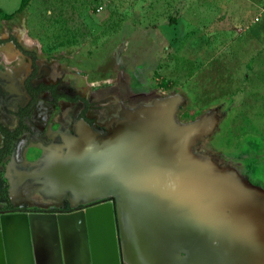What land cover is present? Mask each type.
<instances>
[{"label": "rangeland", "instance_id": "374dc122", "mask_svg": "<svg viewBox=\"0 0 264 264\" xmlns=\"http://www.w3.org/2000/svg\"><path fill=\"white\" fill-rule=\"evenodd\" d=\"M253 1L241 0L238 13L242 21L230 28H214L217 20L224 18L223 7L216 9L205 4L195 10L192 0H26L24 12L11 21L8 29L20 34L18 29L25 27L39 41L37 51L41 49L49 57L48 63L53 64L50 77L57 79V92L83 96L88 101V115L94 121H106L112 115V106H120L117 127L128 111H139L171 97L180 100L174 114L179 124L190 123L213 110L214 104L221 103L215 102L214 97L232 104L231 109L217 108L221 116L217 132L195 145L194 152L227 171L241 169L258 184L255 186L264 189V0ZM5 5L0 6L3 13L12 12L19 0H8ZM215 51L233 53L243 68L209 69L208 57ZM222 63L220 60L219 64ZM242 69L248 74L247 79ZM40 77L53 81L46 72ZM9 78L6 81L14 91L5 98L4 89L0 94V121L4 126L15 119L14 112L28 101L20 79ZM150 98L151 103L145 102ZM39 100L45 105L43 115H47L46 120H39L43 131L59 109H54L46 96ZM69 113L63 115H72V110ZM102 129L88 130L82 147L92 156L103 155L98 166L107 167L113 159L110 157L126 150L120 144L128 140L117 137L111 129ZM25 137L39 141L35 136ZM136 149L143 147L133 150ZM59 164L51 162L49 170H58ZM104 173L103 179L98 178L101 187H96L91 174L89 181L83 183L85 186H71V190L78 193L79 188L88 189V194L83 192L86 200L101 196L105 188L115 185L111 172ZM64 174L65 180L81 175L74 168H67ZM75 180H71L72 185ZM108 195L105 192L103 198L92 201L109 198Z\"/></svg>", "mask_w": 264, "mask_h": 264}, {"label": "water", "instance_id": "95a60500", "mask_svg": "<svg viewBox=\"0 0 264 264\" xmlns=\"http://www.w3.org/2000/svg\"><path fill=\"white\" fill-rule=\"evenodd\" d=\"M179 104L171 97L125 114L113 130L128 140L120 144L122 154L110 157L117 166L115 185L75 204H89L106 192L102 203L71 213L2 214L0 264H38L37 225L45 233L44 264H131L129 245L139 264H264V189L196 154L195 145L214 129L211 111L179 124L174 117ZM139 146L143 150H133ZM235 178L244 192L230 210L224 191ZM97 216L104 262L97 249ZM67 229L74 231L73 257Z\"/></svg>", "mask_w": 264, "mask_h": 264}, {"label": "crops", "instance_id": "0c3cea01", "mask_svg": "<svg viewBox=\"0 0 264 264\" xmlns=\"http://www.w3.org/2000/svg\"><path fill=\"white\" fill-rule=\"evenodd\" d=\"M7 1L8 0H0V6L5 7L6 6L5 3H7ZM10 1L13 2V0ZM244 1L252 2L253 0H244ZM21 2L22 0H19V6L12 12L3 13L2 10L3 8H0V27L2 26V28H0V94L1 92H3L2 89L5 90V94L6 92L14 91L13 85L9 84L6 81L9 78V76L16 78L15 81H17L18 79H20L21 81L24 78V75H27L31 70V59L29 57L23 56L20 53V51L17 49V47L14 45L13 41H11V39L16 40V42L19 43V45L21 44L22 48H24L27 51L36 52L37 55L41 54L42 52L41 49L40 51H37L38 47L36 43L39 44V41H37L33 36L29 35V32L25 27L24 30L23 29L21 30L20 28L18 29L20 34H16L15 32L11 33L8 29V25L10 23L11 24L13 23L11 22L13 19L6 21L1 18L2 13L10 14L17 11V9L21 5ZM240 3L241 0H208L207 2L205 0H192V4L193 6H195V10L196 9L200 10V8L205 4L208 7L215 6L216 9H218L219 7H223V9L221 8V10H223L224 12L223 13L224 18L217 20L218 24H215L214 28H219V27L222 28L227 26L230 28L231 26H233V24L242 21L240 18L241 14L238 13L240 8L239 6ZM253 4L256 5L254 1ZM211 43H216V42L211 41ZM228 43H231V41ZM40 59L41 57L39 56V63H41L42 65H44L45 62H47ZM208 59H209V69L213 68L215 71L217 66H222L224 70L230 69L232 71L235 69L241 70V68H243V65L241 63L239 64L240 60L233 53L215 51L213 53L211 52ZM220 60H223L224 63L219 64ZM46 66H50V64H48L47 62ZM2 68L5 71L2 70ZM242 72L246 77L245 79H247L248 74L244 71V69H242ZM51 77L54 80V76ZM51 77L49 76V79ZM214 77H216V74L214 75ZM217 97H214L215 98L214 101L215 102L217 101V103L218 102L221 103L218 105L214 104V106H212L213 110H209L211 111L210 117L214 122V129L209 136H212L217 132L218 125L220 124L221 116L217 108L219 107L229 108V109L233 108L232 104L228 105L226 104L225 101L217 100L216 99ZM42 103L38 101L35 102L32 105L30 114L37 112L36 109L39 107L45 108V105H43ZM55 106L56 108L59 109V111L57 112H61L62 114H66V115L67 114L69 115L70 110L73 111L75 107L72 104L69 105V103H64V105H56V104L52 105L54 109ZM68 106H71V108ZM1 115L2 112L0 111V117ZM27 118L28 119L26 121V124L27 126H29V128H31V130H33L35 128V125H37V123L33 122L31 116ZM52 119L55 120L56 122H53ZM52 119L49 121L50 126L48 132L49 134L54 133V136L56 137L59 132L65 130L67 124H65L63 128H60L59 125L57 124V119H58L57 114H55ZM66 119H69V122L66 120L68 124L72 122L71 115L66 116ZM43 120L45 119H41V121ZM40 124L43 125L42 122H40ZM11 125H16V119L13 120L11 119L9 121V124H6L5 126L7 128H12L13 126ZM33 136L34 135L32 134L29 136V138ZM63 136L64 139L67 140L73 138L74 137L73 130L70 128L67 129L65 132H63ZM35 137L39 141L34 142L32 141V139L27 140V137L21 136V138H19L20 140L19 141L17 140L13 147V150L15 151L13 157L6 158L4 161L1 171L7 183L8 203L18 208L19 207H23V208L59 207L65 202L71 204L72 182L70 180V177L68 178V180H65L64 179L65 174L61 170H57L56 168L52 169L54 171L53 174V171L51 169L49 170L50 163L53 161L63 162L66 159V157H71V160H74L78 155V153L83 155L85 154L84 152H87L86 155H92V154L89 151L80 150L83 148L80 143L76 144L74 146V149L72 148V146L66 148L65 146L56 145L50 147L49 150L44 151L41 150V148L36 145L37 143L42 144L40 139L42 137H45L44 131L41 133V135L39 136L36 135ZM28 141L30 142V144L27 143ZM95 155H96V162L98 161L102 162V160L104 159L103 156L98 157V155L100 154H95ZM95 167H96V171H99L100 169L104 170L103 168H101L103 167L102 164L100 167L98 165H96ZM77 180L78 178L75 180V183ZM43 232L44 230L40 229L37 231L36 234L38 236L37 238L38 252H39L38 256L40 258L38 259L39 261L38 264H44L43 263L44 261L42 259H44L45 233Z\"/></svg>", "mask_w": 264, "mask_h": 264}, {"label": "flooded vegetation", "instance_id": "af4514ba", "mask_svg": "<svg viewBox=\"0 0 264 264\" xmlns=\"http://www.w3.org/2000/svg\"><path fill=\"white\" fill-rule=\"evenodd\" d=\"M19 47H20V49L19 48H17V49L20 51V53L23 56L29 57L31 59V70L28 73V75L21 80V86H20L22 88V91H23L25 97L28 98V101H26L27 103H26L25 106H23V107L20 106L17 109V111L14 112V117L16 119V125L14 127L7 128L6 126H4L1 123V121H0V126L5 128V129H7L8 131L16 130L19 127L20 121L22 119L20 117L23 116L22 112H21L22 109H25L28 106L29 107H28L27 112L24 113L25 115H24V117L22 119V121H23L22 124L26 126V130L21 131L20 134L18 136H16V138L14 139V141L12 143L11 151L5 157V159L9 158V157L10 158L13 157L14 152H15L13 150V147L15 145V142L17 140L18 141L20 140L19 138H21V136L24 137V136L28 135V137H29L32 134L34 136H36V135L39 136L44 131L45 137H42L40 139L42 144L41 143H37L36 144L38 147L41 148V150H44V151L45 150H49L50 147L56 146V145L65 146L66 148H68L69 146H72V148L74 149V146L76 144L80 143L81 145H83V144L86 143L85 139L87 138V136L89 134L88 130H91V132H94V128H96V130L100 129V128H103L102 129L103 131L104 130L108 131L109 129H111V130L115 129L114 127L117 124V122L119 121V117H120V114H119V111L117 110V108H119L120 106H118V107H115L114 105L112 106V108H113L111 110L112 115L107 116L108 119L106 121L103 120L102 118L99 119L102 122H100V121L98 122V118H96V120L94 121V117H89V115H88V112H89V110H88V107H89L88 106V101L83 96L79 95L78 93H75L74 95H70L68 93H58L57 92V88H58L57 79H54L53 81L45 79V78L42 79V80L40 79L41 78L40 76L43 75L45 72H46V76H50L51 75V73H50L51 70H52L51 66H53V64H50V66H46V64H47V62L49 60V57L44 56L43 52H41V54L37 55L36 52H31V51L25 50L24 48H22L21 45H19ZM26 53H30V54H26ZM39 56L41 57L42 60L47 61V62L44 63V65L39 63ZM33 57H34V60H33ZM34 66L36 68L35 74H34V76L32 78H30V76H31V74L33 73V70H34ZM27 81H28V85L30 87V91H28L27 87H26ZM2 93L3 92H1V94ZM8 93L9 92H6V94L3 97L5 98V97L9 96ZM33 96H34V98H33ZM45 96L47 98H50V100L52 101L51 105H54V104L63 105L64 103H69V105L72 104L73 106H75L73 111H72L73 112V114L71 115L72 122L70 124H68V122L66 121V116L65 115H63L61 112H59V114H57V116H58L57 124L59 125V127L63 128V126L65 124H67V125L65 127V130L59 132L56 137L54 136V133L49 134V132H48L50 124H48L46 126L45 130L42 129L43 131H41V129H40L42 125L40 124L39 120L41 121V119H45V120L47 119V115H43V112H42L45 108L39 107V108L36 109L37 112L33 113L34 117H32V119L34 118V122L37 123V125H35V128L33 130H31V128H29V126H27V124H26V121L28 119L27 117L30 116V110L32 108V105L35 102H37V101L42 103V100H39V98L43 99V98H45ZM152 100H153L152 98L145 99V102L147 101V103H151ZM122 103H124V102H122ZM116 113H117V115H116ZM122 114H123V112H122ZM1 117H2V115H1ZM1 117H0V119H3ZM52 118L53 117H50L49 120H51ZM52 121L56 122L53 119H52ZM94 123H97V124L101 123V124H100L99 127H95ZM69 128L73 130V136L74 137L67 140V139H64L63 132H65ZM0 137H1V140H0L1 146H0V148H2V146H3V137L1 135V133H0ZM49 141H51V142H49ZM80 150H83V148L80 149ZM5 159L3 160L2 164L0 165V170L3 167ZM67 163H69L70 165H66L64 169L59 167V169L63 173H65L67 171V168H71L72 169L71 158L67 159V157H66V160L64 162H60V164H59L61 166L62 164L65 165ZM235 170L239 171L242 174H244L245 177L248 178V180H249V182L251 184H253V185L256 184V183H253L250 180V178L244 172H242L241 169H238V168L235 167ZM256 185H258V184H256ZM7 199H8V195H7ZM100 203H102V202L101 201H92L89 204L81 205V204H73V203L69 204V203L65 202L64 204H62L59 207H44V208H23V207H19L18 208V207L12 206L8 202H1L0 201V216L2 214L19 213V212H28V213H37V214H57L59 212L60 213H71V212H74L75 210H77L78 208L85 209L89 205L90 206H95V205H98ZM113 207H114V210H115V213H116V205H115L114 201H113ZM115 225L118 228L117 222H115ZM117 233H118V231H117ZM117 236H118V234H117Z\"/></svg>", "mask_w": 264, "mask_h": 264}, {"label": "bare ground", "instance_id": "6f19581e", "mask_svg": "<svg viewBox=\"0 0 264 264\" xmlns=\"http://www.w3.org/2000/svg\"><path fill=\"white\" fill-rule=\"evenodd\" d=\"M84 153L85 154L84 155L82 154L81 156L78 153V155L76 156V158L74 160H71V166H72V168H74L76 172H78L79 174H81V175L76 176L75 178H73V179H77L78 178V180L76 181V183L74 182L72 186H73L74 189H76L77 187H83V185H84L83 183L88 182L89 181V176L92 174V177L95 178V179H92V180H95L96 187L99 188V187H101V185H99V183H98V178H102L103 179L104 178V175H105L104 172H111V174L114 175L113 173H115V170L117 169L116 168L117 167L116 164L113 162L114 159L111 160L112 162L109 163L110 165H107V167H105V166L101 167L104 170L100 169L99 171H96V167L95 166L98 165L101 161L96 162V155L95 154H94V156H92V155H86L87 152H84ZM86 156H87V158H86ZM67 165H70V164L67 163ZM93 165H95V166H93ZM113 165L115 166V168L113 167ZM60 168H63V164L60 166ZM108 168H110L111 170L108 169ZM91 169H93V170L90 171ZM99 172H100L101 175H99ZM85 174H87V175H85ZM73 179H71V180L73 181ZM80 181H82V182H80ZM149 188H150V186H148L145 190H148ZM84 190H86L85 192H86V194H88L87 193L88 192L87 191L88 189H86V188H84V189L83 188H79V192L78 193L80 195H78V193H76L74 190L73 191L71 190V192H72L71 201H72L73 204H75L76 202H79V201L86 200V198H84V196H83L85 194V193H83ZM224 192H225V196H224L225 202L224 203L230 208V210H233V207L235 206V199H236L235 196L237 194L241 193V192L242 193L244 192V188H243V184H242L241 180L238 179V178L233 179L229 183V185L227 186V190H225ZM74 194H76V196H74ZM99 195H102V194H99ZM91 197H93V196H91ZM260 200H262L264 202V197H261ZM260 212L264 213L261 208H260ZM95 219H97V220H95V228H96L95 229V232H96V239H97L98 254H99L101 260L104 262V258H105L104 252H105V250H104V246H103V243H102L101 231H100V228H98V219H99V216L95 217ZM37 228H38L37 231L40 230V229H42L41 226H39V225H37ZM67 232H68L67 233V236H68V242H69L68 243V246H69L68 254H69V257H73V256H71V254L73 252L70 251V248L72 250V248H74L75 245H76L75 238L73 239V237H74V231L73 230H70V229H67ZM72 235H73V237H72ZM129 246L131 247V245H129ZM129 246H127L128 248H126V250H129V251L131 250L130 251L131 256H129L128 253L126 252L128 261L132 259L134 263H131V264H139V263H137V260H135V257L136 256L133 253L132 249H130Z\"/></svg>", "mask_w": 264, "mask_h": 264}, {"label": "trees", "instance_id": "16d2710c", "mask_svg": "<svg viewBox=\"0 0 264 264\" xmlns=\"http://www.w3.org/2000/svg\"><path fill=\"white\" fill-rule=\"evenodd\" d=\"M25 8H26V0H22L21 5L17 9V11H15L13 13H10V14H3L2 13L1 14V18L3 20H6V21L12 20L16 16H18L19 14H22L24 12ZM11 41H13L14 44L17 46V48L20 49V47L17 44L16 40L11 39ZM26 54H30V53H26ZM33 60H34V57H33ZM35 70H36V68L34 66V70H33V73L31 74L30 78H32L34 76ZM26 87H27V90L30 91V87L28 85V81L26 83ZM33 98H34V96H33ZM28 107L25 108V109H22L21 112H22L23 116L20 117V118L23 119V117L25 115L24 113L27 112ZM22 119L20 121L19 127L16 130H14V131H8L7 129H5V128L0 126V133H1L2 137H3V146H2V148H0V165L2 164L3 160L5 159V157L10 153L11 147H12V143H13L14 139L16 138V136H18L21 131L26 130V126L22 124V122H23ZM7 195H8L7 183H6V180L3 177L2 171L0 170V201L1 202H8Z\"/></svg>", "mask_w": 264, "mask_h": 264}]
</instances>
